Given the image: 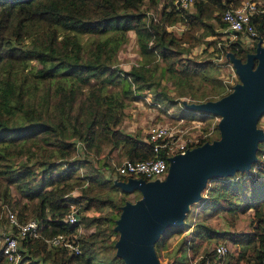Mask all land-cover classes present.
I'll return each instance as SVG.
<instances>
[{
  "label": "trees",
  "instance_id": "obj_1",
  "mask_svg": "<svg viewBox=\"0 0 264 264\" xmlns=\"http://www.w3.org/2000/svg\"><path fill=\"white\" fill-rule=\"evenodd\" d=\"M173 1L158 7V0H147L156 13L152 20L144 0H0V198L19 218L41 221L40 236L22 241L24 264H124L115 255L113 226L126 193L100 173L96 159L104 149L131 161L154 156L150 142L119 128L125 106L143 90L156 105H172L173 96L181 95L214 100L230 91L211 60L181 54L209 43L205 37L224 26L221 11L239 0H194L186 8ZM178 21L184 23L181 33L167 30ZM250 22L253 46L235 39L222 52L242 61L253 52L264 40V5ZM129 31L137 61L122 70L117 53ZM211 140L199 138L196 145ZM255 157L248 170L208 179L196 206L203 215L260 207L251 229H216L192 209L180 226L164 228L154 240L157 259L189 264L187 251L228 239L233 247L225 257L216 258L213 247L196 264H264V140L256 143ZM79 166L85 174L77 173ZM72 188L77 195L69 194ZM70 203L79 215L75 223L61 220ZM78 224L92 227L76 237L78 253L46 246L44 238L72 233ZM173 234L179 235L175 247L161 254Z\"/></svg>",
  "mask_w": 264,
  "mask_h": 264
},
{
  "label": "water",
  "instance_id": "obj_2",
  "mask_svg": "<svg viewBox=\"0 0 264 264\" xmlns=\"http://www.w3.org/2000/svg\"><path fill=\"white\" fill-rule=\"evenodd\" d=\"M228 55L238 77L233 89L217 99L186 105L220 115L219 136L169 156L163 179L112 180L125 193H140L134 202L120 206L113 226L118 233L115 255L124 264H159L154 240L164 228L182 224L188 205L201 197L207 180L248 170L256 158V143L264 140V132L255 128L264 113V42L258 40L243 61Z\"/></svg>",
  "mask_w": 264,
  "mask_h": 264
},
{
  "label": "rangeland",
  "instance_id": "obj_3",
  "mask_svg": "<svg viewBox=\"0 0 264 264\" xmlns=\"http://www.w3.org/2000/svg\"><path fill=\"white\" fill-rule=\"evenodd\" d=\"M249 1L254 2L256 5H264V0H239L238 3L231 7L241 6L242 4ZM158 2L159 7L163 0H158ZM142 9L146 15H151L152 20H156V13L147 6V0H144ZM183 28L184 23L180 21L173 23L172 26H167V30L173 31L175 34L181 33ZM216 31L217 34L205 37L207 41L210 40L209 43H198L192 46L188 51L183 52L181 56L184 58L193 57L196 60H211L214 64L215 74L222 80L224 84L229 85V87L225 88V90L228 91L233 89V86L238 82V77L235 74L234 68L229 59L228 51L222 52L225 50V47L229 45L230 40L227 41V37L230 38V36H227V33L223 27L217 28ZM222 31H225V33ZM240 42L244 47L253 46V39L251 40L242 38ZM262 42L264 41L261 40V43ZM116 61V66L122 70H127L132 64L136 65V45L131 31L127 32V41L118 51ZM169 93L173 95L172 91ZM135 94L136 99L130 100L124 108L125 116L119 124V128L122 131L132 135H137L142 138L150 125L160 123L172 125L174 128H177L178 131L181 130V138L186 143L190 141H196L198 138H212L213 140L219 136L216 123L220 119V115L204 113L188 108L186 105L193 102L188 96H173L172 105H156L152 102L150 93L148 91L143 90L138 93L135 92ZM255 128L264 132V113L259 116L258 120L256 121ZM88 157L90 158V156ZM123 158L124 157H120L118 155V151L115 149L111 153H108L107 149H104L103 152L98 156V159H96L98 160L96 161V165L100 173L105 178L113 180L114 165L119 164ZM77 173L85 174L86 170L84 167L79 166L77 167ZM233 174H235V172ZM10 191L13 197H17V194L13 189ZM68 192L71 196L77 195L78 193L77 188H72ZM108 193L113 197L119 196V193L115 190H109ZM200 195L202 196V191H200ZM124 196L127 201L134 202L140 197V193L137 190H133L130 193H126ZM198 201L199 199L197 201L191 202L188 205L187 211L196 209ZM0 203H4L1 198ZM4 204L6 205V203ZM196 210L199 217L205 218V220L216 229L246 231L251 229L253 225V218L256 214H259L260 207L257 209L252 208L240 212L237 211L235 215H231L229 212L224 211H216L214 213H210L209 215H203L200 210ZM91 230L92 227L86 228L82 224H79V231L77 232L76 237L84 235ZM178 238V234L170 235L166 240L165 249L161 250V254L172 251ZM220 242L225 245L227 249L226 253L232 250L233 243H231V241L228 239H217L209 243L203 242L201 243V246L196 251H194V253L187 251L188 255L191 257L189 264H196L199 257L202 256L203 250H209ZM22 251H25L23 246ZM158 262L159 264H166V258L160 257Z\"/></svg>",
  "mask_w": 264,
  "mask_h": 264
},
{
  "label": "built area",
  "instance_id": "obj_4",
  "mask_svg": "<svg viewBox=\"0 0 264 264\" xmlns=\"http://www.w3.org/2000/svg\"><path fill=\"white\" fill-rule=\"evenodd\" d=\"M193 1L174 0L173 2L179 7L186 8L190 7ZM257 8L258 5L249 1L241 6H227L221 11L220 20L227 36H230V38L227 37V41L230 40L229 43L235 39H253L255 31L250 22V15ZM225 31L222 32L225 33ZM141 139L152 144L154 156L139 161L123 158L119 164L114 165V175H122L125 179L141 178L145 181L163 179L167 170L168 157L176 153H183L185 150L196 146L199 138L196 141L186 143L181 138V130L178 131L172 125L156 123L148 127ZM113 180L115 179L113 178ZM61 220L67 223H75L79 220L73 203L69 204V210ZM40 229L41 221L36 216L19 218L15 211L9 209L4 203H0V255L4 264H24L21 260L22 241L39 237ZM78 231L79 224L72 233H58L43 240L47 247H63L68 253L76 254L79 252L76 243ZM214 250L216 258H222L227 251L222 242L217 243Z\"/></svg>",
  "mask_w": 264,
  "mask_h": 264
}]
</instances>
